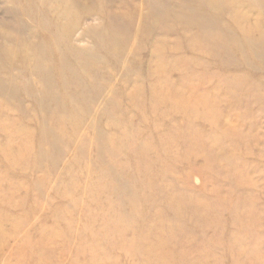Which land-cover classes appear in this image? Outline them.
Here are the masks:
<instances>
[{"label":"rangeland","instance_id":"1","mask_svg":"<svg viewBox=\"0 0 264 264\" xmlns=\"http://www.w3.org/2000/svg\"><path fill=\"white\" fill-rule=\"evenodd\" d=\"M0 264H264V0H0Z\"/></svg>","mask_w":264,"mask_h":264}]
</instances>
